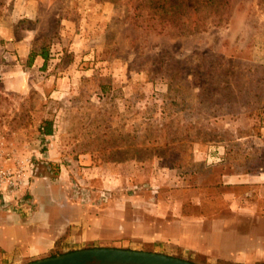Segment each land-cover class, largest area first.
Masks as SVG:
<instances>
[{"label": "rangeland", "instance_id": "374dc122", "mask_svg": "<svg viewBox=\"0 0 264 264\" xmlns=\"http://www.w3.org/2000/svg\"><path fill=\"white\" fill-rule=\"evenodd\" d=\"M136 4L0 0V152L11 166L30 160L29 181L42 175L40 190L81 206L145 218L182 207L264 229V4L228 0L213 20L208 8L183 26L173 12ZM31 52L38 56L29 67ZM43 122L52 123L51 135L42 136ZM23 196L17 206L26 217L30 187ZM67 237L43 256L0 264L91 248L155 252L127 238ZM156 253L216 264L190 252Z\"/></svg>", "mask_w": 264, "mask_h": 264}, {"label": "crops", "instance_id": "0c3cea01", "mask_svg": "<svg viewBox=\"0 0 264 264\" xmlns=\"http://www.w3.org/2000/svg\"><path fill=\"white\" fill-rule=\"evenodd\" d=\"M48 161L43 157L40 163L47 166ZM43 178L46 177L36 173L27 185L34 199L30 216L26 211L25 217L20 208L0 210V259L21 262L43 256L67 233L66 241L73 243L127 238L135 247L142 244V248L154 247L155 252L169 255L179 250L234 264H257L264 260L261 226L252 224L247 228L239 219L213 214V211L202 217L192 216L182 213V207L174 213L176 216L164 210L151 214L149 210L145 218L143 214L139 217V213L134 217L125 215L127 212L120 214L113 205L98 209L81 206L62 193L40 190ZM260 179L255 177L257 183ZM238 213L246 216L247 209L241 208Z\"/></svg>", "mask_w": 264, "mask_h": 264}, {"label": "water", "instance_id": "95a60500", "mask_svg": "<svg viewBox=\"0 0 264 264\" xmlns=\"http://www.w3.org/2000/svg\"><path fill=\"white\" fill-rule=\"evenodd\" d=\"M26 264H195L156 252L91 248L39 259Z\"/></svg>", "mask_w": 264, "mask_h": 264}, {"label": "trees", "instance_id": "16d2710c", "mask_svg": "<svg viewBox=\"0 0 264 264\" xmlns=\"http://www.w3.org/2000/svg\"><path fill=\"white\" fill-rule=\"evenodd\" d=\"M261 3L264 4V0H260ZM228 0H137V4L135 5V10L138 8L146 7L153 12L154 14L166 15L168 13L173 12L176 15V18L179 20L178 26L187 25L190 19V14L192 12H199L200 10H206L210 8V12H207L205 18L211 17L213 20L221 15L218 13V10L224 12L226 10ZM217 12H216V10ZM221 9V10H220ZM197 14V13H196ZM197 20H201L200 16ZM199 25H202L199 24ZM40 57L43 60V66L47 62V52H41ZM38 56V54L30 53L28 55L27 61L28 66L30 67L34 58ZM43 133L44 135H51L53 131V126L51 122H43ZM216 264H234L229 262H224L221 260L216 261ZM259 264V263H258Z\"/></svg>", "mask_w": 264, "mask_h": 264}, {"label": "built area", "instance_id": "2783aa9c", "mask_svg": "<svg viewBox=\"0 0 264 264\" xmlns=\"http://www.w3.org/2000/svg\"><path fill=\"white\" fill-rule=\"evenodd\" d=\"M42 136H45L42 131ZM41 155L40 157H42ZM9 154L0 152V210L10 211L24 203V190L29 183L33 162L18 161L11 166Z\"/></svg>", "mask_w": 264, "mask_h": 264}]
</instances>
